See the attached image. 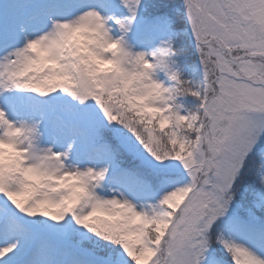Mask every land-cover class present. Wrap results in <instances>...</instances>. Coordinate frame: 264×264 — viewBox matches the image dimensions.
<instances>
[{
    "label": "snow or ice",
    "instance_id": "snow-or-ice-1",
    "mask_svg": "<svg viewBox=\"0 0 264 264\" xmlns=\"http://www.w3.org/2000/svg\"><path fill=\"white\" fill-rule=\"evenodd\" d=\"M0 264H264V0H0Z\"/></svg>",
    "mask_w": 264,
    "mask_h": 264
}]
</instances>
